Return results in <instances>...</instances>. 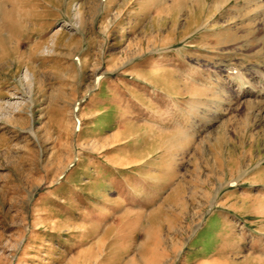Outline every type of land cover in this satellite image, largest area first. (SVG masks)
I'll list each match as a JSON object with an SVG mask.
<instances>
[{"label": "rangeland", "instance_id": "obj_1", "mask_svg": "<svg viewBox=\"0 0 264 264\" xmlns=\"http://www.w3.org/2000/svg\"><path fill=\"white\" fill-rule=\"evenodd\" d=\"M0 264H264V0H0Z\"/></svg>", "mask_w": 264, "mask_h": 264}]
</instances>
